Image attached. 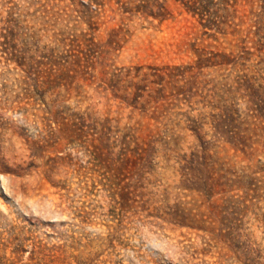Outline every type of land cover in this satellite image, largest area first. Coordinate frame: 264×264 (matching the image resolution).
I'll list each match as a JSON object with an SVG mask.
<instances>
[{"label": "rangeland", "instance_id": "374dc122", "mask_svg": "<svg viewBox=\"0 0 264 264\" xmlns=\"http://www.w3.org/2000/svg\"><path fill=\"white\" fill-rule=\"evenodd\" d=\"M202 4L0 0V264H264V0Z\"/></svg>", "mask_w": 264, "mask_h": 264}, {"label": "trees", "instance_id": "16d2710c", "mask_svg": "<svg viewBox=\"0 0 264 264\" xmlns=\"http://www.w3.org/2000/svg\"><path fill=\"white\" fill-rule=\"evenodd\" d=\"M179 1L189 10L201 15L202 7H203L202 3L204 0H179ZM162 11H163V6L160 5L157 8V10H155L154 12H150V13L155 15L158 19H160L163 16Z\"/></svg>", "mask_w": 264, "mask_h": 264}]
</instances>
